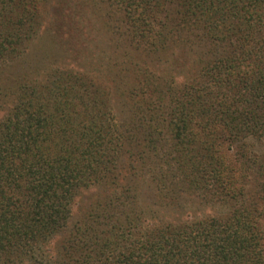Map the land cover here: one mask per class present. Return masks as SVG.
<instances>
[{
	"label": "trees",
	"instance_id": "1",
	"mask_svg": "<svg viewBox=\"0 0 264 264\" xmlns=\"http://www.w3.org/2000/svg\"><path fill=\"white\" fill-rule=\"evenodd\" d=\"M0 113V264H264V0H0Z\"/></svg>",
	"mask_w": 264,
	"mask_h": 264
},
{
	"label": "rangeland",
	"instance_id": "2",
	"mask_svg": "<svg viewBox=\"0 0 264 264\" xmlns=\"http://www.w3.org/2000/svg\"><path fill=\"white\" fill-rule=\"evenodd\" d=\"M53 5L50 3V5L48 6V7H52ZM46 20H45V24H44V29L42 30V31H44V30H47V26H49L50 25V23H51V21H52V17L51 16H49L48 14H47V16H46ZM47 27V28H46ZM50 34V35H49ZM48 38H52V39H54L53 41H55V40H60V38L59 37H55V35H54V33L52 32V33H48V31H46L43 35H39V37L36 39V41H35V45H37V48H38V50L42 47V46H44L43 45V42L44 41H46ZM63 44H65V43H63ZM1 115H0V118H2V116H3V114H4V112H3V114L2 113H0ZM256 143V142H255ZM255 151H257V153L258 154H260V155H262L263 153H264V141H262V142H257L256 144H255Z\"/></svg>",
	"mask_w": 264,
	"mask_h": 264
}]
</instances>
